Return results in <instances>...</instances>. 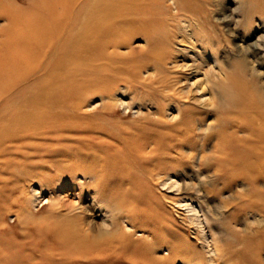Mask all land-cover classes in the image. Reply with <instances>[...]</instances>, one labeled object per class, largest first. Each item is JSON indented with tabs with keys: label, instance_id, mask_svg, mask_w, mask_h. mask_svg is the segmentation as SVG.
<instances>
[{
	"label": "bare ground",
	"instance_id": "obj_1",
	"mask_svg": "<svg viewBox=\"0 0 264 264\" xmlns=\"http://www.w3.org/2000/svg\"><path fill=\"white\" fill-rule=\"evenodd\" d=\"M164 1H167V3L170 1L173 8L176 9L177 15L181 16V23L183 24L182 31L186 34H183V36H188L190 37L189 39H193L192 41L196 42L194 44V42L191 43L189 40L187 42L184 39L187 43L185 45L183 43L180 48L177 44L178 50L175 48L176 51L182 53L183 59H187L190 62L187 61V63L184 61L182 63H176L174 60H171L173 62L169 61L168 63L173 64L167 67L165 62L167 57L154 55L152 51L156 48L155 44H151L149 42L150 40H147L150 45H148L149 43L146 45L150 47H146L149 49H147L144 58L140 60L141 63L140 61H134L129 67L123 66L121 68L120 65L116 64L118 62L117 58H119L117 49L127 44V37L131 34L142 33V36L143 34L147 35V30L152 27L153 22L158 19L160 21L162 19L166 21V18L159 14V12L163 11L161 8L162 4L166 6ZM169 1L0 0V175L11 171L9 164H23L24 162L21 157H29L27 159H30L35 156L32 153L43 146L47 142V139L53 138L55 140L54 144L46 147L45 152L42 154L36 155L47 158V171L59 169L58 174L50 176L54 187L62 188L67 187L69 184L71 185L73 183L71 180L76 176V173H80L88 176V180H91L96 185L95 188L100 184L99 189L103 190L109 184L108 182L113 181V176L121 168V164L127 160L128 156L132 157L133 155L139 160L138 163L140 162L143 166L149 167L148 169L145 167L141 170L137 168L141 174H145L144 180L141 179L142 182L144 181V185L141 188L144 189L147 187L148 189L154 183L161 184L168 192L178 194L186 189L189 191L192 190L193 197L183 198L184 196H180V198H166V200L172 207H182L188 219L197 227V231L200 233V237H197V239L199 240L201 238V246L206 249L204 255H202L204 258H207L212 263L216 258H220L218 242L211 226V220L220 221L226 215V212L231 210L235 211L233 213L235 218H238L242 214L245 225L237 228L242 233L243 238L237 242L238 246L235 245L236 248H232L230 255L228 253L227 256L232 257L236 255L238 259L244 261V264H261L257 255L262 250L264 253V243H259L258 237L260 236V231L255 225L259 227L264 224V188H261L264 186V55H259L264 49V35L262 32L257 35L259 30L255 25H252V21L250 20L246 22L247 25H250V33H243V35L236 34V28H232L229 26V23H226L227 15L223 11V6L219 3L215 4L212 0H197L201 3L199 4V9L204 13L206 11V16H203V21H206L204 19H207L208 16L213 14L212 12L215 14L218 13L217 15H219L215 19L209 17L208 21L211 26L216 31L219 30V33L216 36V39L218 38V41L216 40L218 42H216V47L208 48L213 51L214 49L215 51L217 50L222 54L223 58L226 56L228 59H219L217 54L211 51L205 54L207 51L203 48L206 46L204 45L206 41L203 43L201 39L200 41L196 39L195 37L198 33L196 32L195 34L192 31V25L194 27L196 22H198V17L195 19V15H191L190 12L191 10L193 11L191 9L192 6H195L194 12H196V9L198 11L196 5L189 3L188 1L190 0ZM185 1L188 3V6H192L188 7ZM197 1L194 2L196 3ZM258 5L264 11V0H259ZM254 8V6H249L246 9L252 14ZM207 10H209V13L211 12L210 15H208ZM194 12L192 14L197 15ZM188 13L192 17L194 16V19H191L192 17L189 19L184 18ZM251 14L250 17H252ZM256 14L258 13L256 12ZM155 16L157 18H152ZM238 16L240 17V15ZM186 17L188 18V15ZM232 21L234 22V18ZM174 22L177 21L174 20ZM202 22L200 23L204 24ZM224 23L225 26H228V29L231 27L232 31L221 30L220 27ZM263 26L264 23H262ZM178 28L180 29L179 26ZM208 30L210 29L208 28ZM163 31L165 30L163 29L161 32L163 33ZM202 31L204 32V30ZM216 31L214 32L217 33ZM165 35L166 33H163V39ZM201 35H203L202 32ZM211 35L210 33L209 37ZM255 36L256 40L254 42L247 43L246 39L248 40ZM153 38L154 41L155 36ZM166 39L169 40L168 38ZM233 40L237 42H233ZM197 42L202 43L201 45H197ZM172 44L174 43L172 42ZM173 58L175 59L177 56ZM149 59L153 60L155 65L159 64L160 69L156 71V67L151 65V72H148L149 69L146 70L148 72L146 75L139 76L141 66H146L144 63H150ZM229 59L232 61V64L229 62L226 64L225 61ZM239 61L244 63L248 69L249 76L254 79V83L251 84L250 82V86L245 82H240L238 78L230 77V69H232L233 62ZM160 62L164 64L161 65ZM203 64L207 65L206 69H204L205 66L203 67ZM47 69H58L59 72L49 73V80L47 81ZM83 70L86 74L88 73V77L92 76V78H86ZM122 73H125L126 77L130 79L140 77V79L138 78L142 83L140 86L143 85L142 88H146L145 91L156 90V93L157 91L162 92V95H166L167 99L173 101L174 106H178L179 101L177 99L179 100L178 96L182 93L192 97V99L194 97L206 107L203 110L204 116L215 109L213 100L218 95H221L224 102L222 106H224L225 116L221 119L215 116L210 119L207 118L209 116L200 117L196 126H194L195 132H191L190 135L184 132H175L176 134L171 136L172 134L169 135L167 133L168 130L163 134L159 132L157 122L164 123L163 118H160L162 122L158 120L157 122L144 120L133 122L132 125L131 123L129 125L128 120H126L128 122L127 126L123 128L117 127V121V129L112 125V128H107L109 125L106 124L107 126H105L103 122H100L105 121L104 116L103 119L96 117L97 120L100 119L97 122L94 118L79 114L77 104L83 100L86 94L90 91L94 92L97 88L105 91V95L106 92L111 93L110 90H112L114 85L109 84L108 81H114L118 77H122ZM190 74H194V77L201 76L191 80L188 77ZM233 74L235 75V73ZM137 78L135 79L137 80ZM56 79L60 80L59 88H63V86L68 87L69 90L71 86L75 88V92L63 94V98L56 99L59 103L65 101L70 102L67 105V113H62V111L60 113H53L49 107L53 100L47 98V83L49 84L51 80ZM103 82L107 85L106 88L100 86L104 84ZM95 84L96 88H92ZM36 85H39L41 88L38 93L31 92L23 96L15 95L20 86ZM130 85L132 86L131 83ZM212 85L220 87L214 88ZM206 88L209 95L205 91ZM115 90L117 91V89ZM133 92L131 94L135 95V92ZM156 93L155 95H157ZM157 96L159 97V95ZM104 97L106 98V96ZM180 97L183 98V95H180ZM139 98L137 97L136 99ZM159 99L156 98V100ZM167 99L166 101L168 102ZM102 101L106 102L104 99ZM108 101V106L106 103L105 105L110 110V108L112 109V105H109ZM144 101L146 102L147 100L145 99L142 102L145 103ZM153 101H155V98ZM172 101L169 100V102ZM155 102L157 103L158 101ZM165 102L162 101V104H165ZM156 103H152V105ZM186 104L191 108V103L186 102ZM167 105L166 107H168ZM106 106L103 107L102 105L103 110L106 109ZM157 106L156 111L159 115V103ZM184 106L186 105L184 104ZM197 106L199 107V105ZM163 107L165 108V106ZM189 108L187 110H190ZM161 109L163 108L161 107ZM179 111L181 112V110ZM160 115L163 116V114ZM170 116L173 117V115ZM178 118L180 117L178 116ZM131 129H138L140 133L133 134L135 132L132 133ZM211 132L215 133V143L212 145L213 149L210 150L211 152L205 153L202 147L205 144L206 136ZM192 134L193 136L199 134L200 137L197 136L199 141L194 146L190 147L189 144V157H193L194 152L198 150L199 164L203 165L206 163V165H210L213 163L216 165V170L221 171L227 168V170L239 171L238 176H240V180L231 179L229 181L230 185L235 183L233 195L237 200L236 202H234L235 200H221V204L213 207L209 204L208 196L203 194V189L200 186L203 182V177L197 170L193 171L192 174L189 173L190 176H188V173L185 170L183 171L184 168L179 167V172L183 174L182 176L185 179L184 181L182 180L183 182L181 181L182 183L179 182L177 175H174L176 168L183 166L180 162L179 149L187 141L189 143ZM102 137L116 140V142L113 144L109 142V148L103 149L102 145L108 142H105ZM228 142L233 143L236 151L240 154L239 158H227L226 154H219L224 148V144ZM174 147H178L179 149L174 151ZM172 149L174 153L168 152V150ZM116 155L117 159H114ZM249 157H254V161L248 160ZM36 166L32 165L25 168V180L18 178V186L24 185L26 179L30 180L31 177L37 176V174L33 173V167ZM139 166L141 167L142 165L139 164ZM126 170L128 171L127 168ZM170 170H173L174 178L169 174ZM137 172L136 174L139 173ZM133 174L135 173L133 172ZM101 175L105 176V179L102 181L99 180V176ZM121 180L123 182V179ZM79 181V185H83V182ZM224 185L228 186L229 184ZM80 186L77 188H80ZM129 186L124 185L117 193L101 192L98 194L94 190L92 200L104 214L101 217V226L96 227L93 225L85 228L80 220L77 221L71 229L68 228L66 231H63L64 238H62L63 241L60 242V246L58 244L55 251L49 249L46 257L47 260L45 259L47 264H57L58 259H54V255L57 254H61L62 259L58 261L61 264H65V262L69 264L70 262H77L79 264H163L164 260L173 253V250L168 249L169 255L167 258L154 255L155 249H157L156 247H160L161 235L150 231L148 223L156 226L157 220L159 218L162 219L164 216L161 214L162 210L159 209L165 208L164 206L166 205L162 200V203L158 201V194L153 193L154 191L148 192L151 188L148 189L147 193H144L145 191L141 190V192L139 189H131ZM152 190L154 189L152 188ZM37 193L39 192L33 190V195ZM143 204L149 207L143 208ZM160 211L161 213H159ZM167 211L170 212L171 210ZM165 213L168 214L167 212ZM230 213L228 212V216H231ZM159 214L162 215V218ZM134 215L137 216L133 217ZM68 216L70 217V215ZM167 218L169 219V217ZM235 225L236 223L233 226ZM205 228L208 229L209 235H207ZM157 229L159 228L157 227ZM137 231L143 232L141 237L144 242L143 245L138 244L140 237L138 239L134 236ZM172 234H174L173 231ZM164 236L162 235L163 238ZM202 247L201 250L203 249ZM201 250L200 252H202ZM55 258L58 257L55 256Z\"/></svg>",
	"mask_w": 264,
	"mask_h": 264
},
{
	"label": "rangeland",
	"instance_id": "obj_2",
	"mask_svg": "<svg viewBox=\"0 0 264 264\" xmlns=\"http://www.w3.org/2000/svg\"><path fill=\"white\" fill-rule=\"evenodd\" d=\"M186 1H185V3H187ZM194 1H197V0H190L188 2L192 3V5H196V8H198V11L196 9V12H194L195 6L194 7L192 5H191L192 7L188 6V3L186 5L188 7H191V9H193V11L191 10V12H190L191 15H195V19L198 17L201 20L200 21L197 18L198 22H196L197 25L196 24L194 25L195 28L192 25V28H193L192 31H194L195 34L197 32L198 35H200V36L197 35L198 36L197 37L194 34L196 36L195 38L198 39L199 41L201 39V41L203 43L205 41L207 43L210 42L209 44H207L206 42L204 43V45H206V46L205 47L203 46L204 47L203 49L205 51H207V52H205V54H207L208 51H211L212 53L215 52L217 54V57H219V59L227 58L226 56H224V58H223L222 54L220 52H218L217 50L215 51L214 48L216 47L215 45H217L216 42L218 41V38L216 39V36L219 33V30L216 31V29H214V27L211 26L210 22L208 21L209 17L214 18V19L216 17H218L219 16V15H217L218 13L215 14L214 12H212L213 14H211V12L209 13L208 12L209 10H207V13H209L208 15H210V14L211 15L208 16L207 19H204L206 21H203V18L206 16V14H205L206 11L204 13V12H202L201 9H199V4H201L199 1H202V0H199L196 3ZM212 1L215 4L219 3L221 6H223L222 7L224 9L223 11H224L225 15H227V17H226L227 22L226 23H229V26H231L232 28H234V27L236 28V31H235L236 34L243 35V33H245V34L250 33V31H251L250 25L246 24V22L250 20V21H252V25H255V27H257L259 30L257 35L261 34V32L264 35V26L262 27V23H264V11L259 8V5H258L259 0H245V1L244 0H227V1L226 0H215V1L212 0ZM247 1H248V3H247ZM249 1H250V3H249ZM164 3L166 6H164V4H162L161 8L163 11L159 12V14L164 16L166 18V21L163 19L160 21L158 19L157 21L153 22V24L151 25L152 27H150L149 30H147L148 34L147 35L143 34L144 37L142 36V33L141 34L140 33L131 34L129 37H127V44H126L127 46L125 45V46H122L121 48L117 49V51L119 53V58H117L118 62H116V64L120 65L121 68L123 66L129 67L130 64H132L134 61L139 62L141 59H143L145 54H146L147 49H149V48H146L148 45H150L149 42H151V44L152 43L155 44L156 48H155V50L152 51L154 53V55H162V56L167 57V59L165 60L167 67H170L173 64V63H168L171 60H174L176 63L177 62L182 63L184 61H186V62L189 61L187 59H183L182 53L180 51H176V49L178 48V45H179V48L183 45V43L185 45L188 42V40H189V42L191 41V43H193L194 41H192L193 39H189L190 37H188V36H183L184 32L182 31V25L183 24L181 23L182 22L181 16L177 15L176 9L173 8L170 1L168 3H167V1H164ZM181 5H179V6H181ZM197 5H198V7H197ZM225 5H227L228 7ZM249 6L255 7L252 14L249 13V11H247V9H246ZM213 7H215V5H213ZM200 8H201V6H200ZM227 9H229V10H227ZM166 11H169V12H166ZM189 11H190V9H189ZM193 12L197 13L198 16L196 14H192ZM256 12L258 14H256ZM190 13L187 14L188 18L186 17L187 15L184 16V18H186V19L191 18L192 16L190 15ZM250 14L252 17H250ZM168 15H170L171 18ZM238 15H240V17ZM243 17H245V18H243ZM247 17H248V19H247ZM152 18H157V16L152 17ZM174 18H176V19H174ZM233 18H234V22L233 21L231 22V20ZM257 18H258V20H257ZM191 19H194V16ZM174 20L177 22H174ZM241 20H243V21L241 22ZM186 21L188 22V20H186ZM200 22L204 23L205 26L208 27L210 30H208V28H206V27L204 28V24H201ZM207 22H208V25H207ZM176 23H177V26H176ZM178 26L180 27L182 32L180 31ZM199 26H200V28L202 27V29H200ZM231 27H230V29H228V26H225V23H224V25H222L220 28H221V30H225V31L230 32V31H232ZM160 29L165 30V31H163L164 34L166 33L164 39L162 36L163 33L161 32L162 30L160 31ZM190 29H191V27H190ZM178 30H179V32H178ZM198 30H199V32L201 31L203 35H201V32L199 34ZM202 30H204V32ZM158 31H159V33H158ZM214 31H216L217 33H215ZM205 33H206V35H205ZM210 33L212 35L209 37ZM180 34H182V35H180ZM148 35H150V37H148ZM157 35H158V37H156ZM184 35H186V34H184ZM154 36H155V40L153 41ZM201 37L203 38V40ZM211 37H213V39H211ZM166 38H168L169 40H167ZM147 40H150V41L148 42ZM254 40H256V36L252 37L251 39H248V40L246 39L247 43H252V42H254ZM160 41H161V43H160ZM164 41L166 42V44ZM171 41L174 44H172ZM183 41H185V42H183ZM202 42H200V43L197 42V45H201ZM213 42H214V46H213ZM233 42H237V41L233 40ZM147 43H149V44L146 45ZM194 44H196V42H194ZM148 47H150V46H148ZM208 47L209 48L214 47L213 48L214 51L210 50ZM149 54H150V52H149ZM261 54L264 55V49L259 53V55H261ZM174 56H177V58L174 59L173 58ZM229 60L225 61L226 64H228L227 62L232 64V61L231 60L229 61ZM149 62L150 63H144V64H146V66H144V65L141 66L142 68L139 70V76H143V75H146V73L151 72L152 71L151 65L156 67L155 68L156 71L160 69L159 64L155 65V62L153 60L149 59ZM162 62H164V61H162ZM171 62H173V61H171ZM140 63H141V61H140ZM233 63L234 64L232 65V69H230V77L231 78H238V80L240 82H245L249 86H250V82H251V84H253L254 79H252L249 76L248 69L246 68L244 63H242L241 61L233 62ZM160 64L162 65L164 63L160 62ZM203 67H204V69H206L207 65L203 64ZM146 70H149V71L147 72ZM124 71H126V70H124ZM58 72H59L58 69L57 70L47 69V81L49 80V73H58ZM233 73H235V75ZM83 74L86 78L88 77V73L86 74L84 70H83ZM122 74H123L122 77H118L114 81H108L109 84L114 85L112 90H110L111 93L106 92V95H105V91H101V89L97 88L98 91L96 89L94 92L90 91L88 94H86L83 97V100L77 104V109L79 111V114H83L89 118H94V120H97L96 117L103 119V116H104L106 122L100 121V119L97 120V122L98 121L103 122L105 126L109 125V127L107 126V128H112V126L114 128H117V127L123 128V127L127 126L128 122H129V125H130V123L132 125L133 122L144 121V120H148V121L150 120V121H156V122L158 120V121L162 122V120L160 118H163L164 123H158L157 122L159 132L161 134H163V133H166L168 130L167 133H169V135L172 134L171 136H174L176 134L175 132H184V133H187L189 135L191 134V132H195L194 126H196V123L199 121L200 117L209 116L207 118L210 119V118H214V116H215V117H218L221 119L223 116H225L224 106H222V105H224L223 104L224 102H223L221 95H218V97H215V99L213 100V105H215V109L217 111L214 109L211 112H209L210 114L208 113V115L204 116L205 114H204L203 110H205L206 107L203 106V103H201V102L199 103V100L195 99L194 97L192 99V97L187 96L186 94L182 93L180 95L181 96L183 95V98H181L180 95L178 96L179 100L176 98L177 101H179L181 104L178 102V106H174L173 101L171 99H167L166 95H162V92L157 91V93H156V90H153V91L150 90L149 91L151 93L150 94L149 92L145 91L146 88H142L143 85L140 86L142 84L139 81L140 77H138L139 79L137 77H135V78H137V80H136L135 78L130 79V78L126 77L125 73H122ZM157 75H154V76H157ZM200 76L201 75L194 77V74L193 75L190 74L188 77L191 80H194L195 78H199ZM88 78H92V76H90ZM59 81L60 80L56 79V80H51V82L49 84L47 83V98L53 100V102H51L49 107L53 111V113H60L61 111H62V113H67V111H68V110H66L67 105L70 104V102L65 101L63 103H59V102H57L56 99L63 98L64 97L63 94H67V93L71 94L72 92H75V88L72 86L70 87V90L68 87H65V86H63V88H59V84H60ZM130 83L132 84V86L130 85ZM100 86L101 87L103 86V88H106L107 85L104 83L103 85H100ZM120 86H122L123 88ZM129 87H131V88H129ZM213 87L218 88L220 86H213ZM92 88H96V84L94 86H92ZM114 88L117 89V91ZM40 89L41 88L39 85L24 86V87L20 86L18 88V90L16 91L15 95L23 96V95H27L28 93H31V92L38 93L40 91ZM219 89H221V88H219ZM133 90H135L134 91L135 95L131 94L133 92ZM142 90H143V92H141ZM205 91L207 92V95H209L207 88L205 89ZM99 93H100V95H98ZM113 93H114V95H113ZM115 93H117V94H115ZM155 93L157 95H159V97L157 95H155ZM101 94H103V95H101ZM184 95H186L185 96L186 98L184 97ZM68 96H70V95H68ZM68 96H66V97H68ZM104 96H106V98ZM146 96L148 97V99ZM115 97H117V98L112 99ZM137 97L138 98L140 97V98L136 99ZM153 97L155 98V101H158L157 103L155 101H153V99H154ZM161 97H162V99H161ZM101 98H102V100L104 99L106 102L102 101ZM119 98H121V99H119ZM144 98L147 100L146 102L144 101L145 103L142 102L143 100H145ZM156 98L157 99L160 98L161 101H160V99L156 100ZM184 98H185V100H184ZM140 99H141V101H140ZM166 99L168 100V102L166 101ZM187 99L188 100L190 99L191 101L190 100L188 101ZM107 100H109L108 101L109 105H112L111 106L112 109L110 108V110L108 109L109 107H107L108 106ZM169 100L172 102H169ZM162 101L165 102L166 105H167V103H169L167 105L168 107H166L165 104H162ZM136 102H137V104H136ZM186 102L189 104L191 103L190 104L191 108H189V106H187ZM105 103L107 106L105 105ZM152 103L153 104L156 103L155 104L156 106L152 105ZM158 103H159V109L158 110H160V111H158L159 115L156 111L157 107H158L157 106ZM160 103L162 104V106ZM182 103H183V105H182ZM184 104L186 106H184ZM192 104L195 106H193ZM102 105H103V107L106 106L107 110L106 109L103 110ZM197 105H199L200 108ZM163 106H165V108ZM161 107L163 109H161ZM175 107H177V108H175ZM185 107H187V108L185 109ZM192 107H194V108H192ZM188 108L190 110H193V111L187 110ZM146 110H148L149 112ZM165 110H168L169 112L165 111ZM179 110H181V112ZM151 111H152V113H150ZM188 111H190V112H188ZM160 112H162V113H160ZM166 112H167V114H166ZM182 112H185V113H182ZM91 113H93V114H91ZM168 113H170V114H168ZM110 114H113V115H110ZM160 114H163V116ZM114 115H116V116H114ZM170 115H173V117ZM178 116L180 118H178ZM167 117H169V118H167ZM126 120H128V122ZM108 121L110 122V124H108L109 123ZM117 121L120 123L118 124ZM116 122H117V127H116ZM121 122H122V124H121ZM178 128H179V131H178ZM131 132L132 133L135 132L133 134H139L140 130L131 129ZM128 135H130V134H128ZM197 136L200 137L199 134H195V136H193V134H192V136L189 139V143L187 141L188 144L187 143L184 144V146L180 149L178 147H174V151H177L179 149L180 162L183 165V166H178L176 168L174 175H177L179 182L182 183L185 179H184V176H182L183 174H181L179 172V167H181V168L183 167L184 168L183 171L185 170V172L188 173L187 174L188 176H190V174H192L193 171L197 170L198 173H200L203 177V179H202L203 182L200 185L201 188L203 189V194L208 196L209 204L211 206H213V207H216V205L218 206L219 204L222 203L221 200H229V201L235 200L234 202H236L237 200L234 198V195H233L234 191H235V183H232L230 185L229 181L231 179L240 180V176H238L239 171L237 172L235 170L234 171L229 170V169L227 170V168H225L224 170H221V171L216 170V165L213 163L210 165H206V163L203 165L199 164L198 163V161H199V159H198L199 158V151L198 150L196 152H194L193 157H189V150H188L189 144H190V147L194 146L195 143L197 141H199V139H197L198 138ZM102 139L105 142H108V143L102 145L103 149L109 148L108 147L109 142L110 143L112 142L111 144L116 142V140L106 138V137H102ZM54 142H55V140L53 138L47 139V142H45L43 146H41L39 149H36L32 153V155L35 154V156H33L30 159H27L29 157H25V158L21 157L23 162H24L23 164H20V163H17L15 165L9 164V166L11 167V171L3 173L2 175H0V264H37V263L38 264L39 263L40 264H47V261H46L47 258L46 257H47V252L49 251V249H52L55 251V249L58 247V244L60 246V242L63 241V239H62V238H64L63 237V231H66V229H68V228L71 229L73 227V225L76 224L77 221L80 220L85 228L91 227L93 225H95L96 227L101 226V223H102L101 217H103L104 214L102 211L99 210V208L95 205L94 201L92 200L93 191L95 190L98 194H100L101 192L117 193L118 191H120L123 188L124 185H126V186L130 185L129 187L131 189H139L140 191L141 190L145 191L144 193H147L148 189L151 188V189H149L148 192L150 193V191H152V192L154 191L153 193L158 194L157 195L159 198L158 201L161 202V200H162V202L165 203V205H166V206H164L165 208L159 209V210H162V213H161V211L159 213H161L164 216L162 218V215L159 214V215H161L162 219L159 218L157 220L159 223L157 222L156 226L159 229L160 228L161 229L159 230L153 224L148 223V226L150 227V229H149L150 231H154L155 233H159V235H161L160 244H159L160 247H156L157 249H155L154 255H156L158 257H166L167 258L169 255L168 251L171 249L173 250V251L171 250L173 252L171 255H173V256L170 255L167 259L164 260L163 264H199V263L200 264L201 263H203V264H244V261L241 259H238V257L236 255H233L232 257L227 256L228 253L230 255V251L232 250V248L235 249L236 246H238L237 242L242 240V238H243L242 233L237 229L239 226L243 227L245 225V222H244L245 220H244L242 214L238 218H235L233 216V213H235V211L229 210L228 212H231L230 213L231 216L229 215L230 217L228 216V212H226V215H224L225 218L223 217L222 220H220V221L211 220V226H212L213 231L215 232V236H216L217 242H218L217 244H218V250L220 251V258H216V260L213 263L209 262V260H207V258H204L202 256V255H204V252L206 249L201 246V243H200L201 238L199 240L197 239V237H200V233H198L197 227L195 226V224L188 219V217L186 216V213L182 207H172L170 205V203L167 202V200H166V198H168V199L174 198L175 199V198H180V196H184L183 198H189V196L193 197L192 190H190L191 191L190 192L188 189H186L187 191L185 190V191H182L178 194V193L168 192L165 189V187L161 186V184H154V183L151 184L150 187H148V189H147V187H145L144 189L141 188L144 185L143 184L144 181L142 182L141 179L145 178V174H141L139 172V170H141L145 167L148 169L149 167L145 166V165L143 166V164H141L140 162L138 163L139 160H137L136 157H134L133 155H132V157H130V156L127 157V160L121 164V168L119 170H117V172L115 173V176H113V181L108 182L109 184H107V187L103 190L99 189L100 184H98V186L95 188L96 185H94L91 180H88L89 179L88 176H85V175L80 174V173H76L77 177L75 176L71 180V182H73V183H71L72 186L69 184L70 186L69 185H67V187L65 186L66 189H64L65 187L55 188L53 182L50 180V176L54 175V174L55 175L58 174L59 169H53L52 171H50V170L47 171V158H44L42 156L40 157V156L36 155V154H42L43 152H45L46 147L50 146L51 144H54ZM214 143H215V133H212V132L208 133V135L205 138V144L202 147L204 152L210 153L211 152L210 150L213 149L212 145ZM174 151H173V149L168 150V152H170V153H174ZM123 152H126V151H123ZM219 154H221V155L226 154L227 158H235V157L239 158L240 157V154H238V152L236 151V148L234 147L233 143H230V142L224 144V148L222 149V151ZM114 159H117V155ZM248 160L254 161V157H249ZM139 164L142 166L140 167ZM32 165H37L36 167H33L34 168L33 173L37 174V176L31 177L30 180L26 179V181H24L25 182L24 185L18 186V184H17L18 180L17 179L23 178V180H25V177H26V174L24 173L25 168L30 167ZM132 166H133V168H131ZM126 168L128 169L129 172L126 170ZM177 169H178V171H177ZM135 170H137L139 173L136 171L138 173V174H136ZM133 172L135 174H133ZM178 173L181 175V177ZM169 174H171L172 178H174L173 170H170ZM134 176H136V177H134ZM133 178H135V179H133ZM78 179L81 182H83L82 183L83 185H81V186L79 185ZM104 179H105L104 175L99 176L100 181H102ZM121 179H123V182ZM85 182H87L88 184ZM260 183H261V181H260ZM224 184H229V185L225 186ZM79 186L81 189L77 188ZM1 188H4V189L1 190ZM54 188L58 191H56ZM152 188L154 190H152ZM261 188H264V186H262ZM33 190H36L39 193H37L36 195H33ZM74 190H75V192H74ZM219 191H220V193H219ZM187 200L189 201V199H187ZM148 205H149V203H148ZM151 206H153V205H151ZM142 207L148 208L149 206H146L145 204H143ZM168 208H170V209H168ZM167 210H169V211L171 210V211L168 212ZM68 211H70V212H68ZM165 212H167L168 214H166ZM101 213H102V216H101ZM68 215H70V217ZM172 215H174V216H172ZM136 216L137 215H134L133 217H136ZM166 217H169V219L168 218L166 219ZM183 218H184V220H183ZM233 221H234V223H236L235 226H237V227L233 226L234 225ZM160 226H163V227H160ZM255 227L260 231L259 232L260 236L258 237L259 243H261V242L264 243V224L260 225L259 227H258V225H255ZM205 229H206L207 235H209L210 233H209L208 229L207 228H205ZM168 231L169 232L171 231V232L169 233ZM172 231L174 234H172ZM142 233H143L142 231H137L134 235L135 238L140 237V239L138 238L139 239L138 244H140V245L144 244V242L142 241V238H141ZM165 233L166 234L168 233V234L166 235ZM164 234H165V236H164ZM169 234H171L172 237L169 236ZM162 235L164 236V238L162 237ZM166 236L168 238L169 237H171V238H169V240H168V238ZM248 236H250V235H248ZM166 238H167V240H166ZM210 242H211V239H210ZM168 246H169V248H168ZM200 246L204 250L203 249L201 250ZM200 250L202 252H200ZM174 251H176V252H174ZM60 255L61 254L54 255V259H58V261H60V259H62ZM55 256L58 258H55ZM235 256H236V258H235ZM257 256L260 259L261 264H264L263 250ZM170 257H172V258H170ZM28 260H29V263H28ZM26 261H27V263H25ZM58 261H57V264H61ZM65 264H69V263L65 262ZM70 264H79V263L70 262Z\"/></svg>",
	"mask_w": 264,
	"mask_h": 264
}]
</instances>
